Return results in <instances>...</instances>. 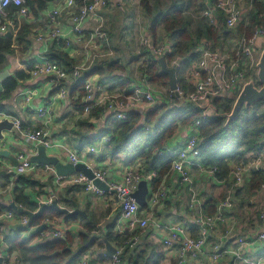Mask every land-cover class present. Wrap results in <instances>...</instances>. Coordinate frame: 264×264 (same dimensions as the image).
<instances>
[{
    "label": "crops",
    "instance_id": "obj_1",
    "mask_svg": "<svg viewBox=\"0 0 264 264\" xmlns=\"http://www.w3.org/2000/svg\"><path fill=\"white\" fill-rule=\"evenodd\" d=\"M215 1L206 0L205 7L198 10L197 8L190 7L186 9L185 16L190 20V31H194L195 37H198L200 35L199 31L204 30L207 25L200 14L203 12V9L209 7ZM131 2L135 5V2L141 3V0H109L108 6L98 8L83 21V31L80 35L73 31L71 19L73 8L68 6L65 0H50L47 2L46 7L39 10L37 14L31 12V7L28 5L30 8L29 17L15 19L17 25L9 30L12 33L11 37L0 34V40L6 37L15 42L17 32L24 30L22 33L24 41L18 44L15 43V50L6 54L5 60L0 64V74L5 71L9 72L3 79H0V92H3L2 82L5 79L14 76L15 71L22 65L28 66L34 64L36 61H41L42 56H45L47 50L55 41L65 43L64 51L74 61L73 69L78 68L80 71L79 77L74 78L70 74L64 80L62 85L66 91L64 96L60 93L55 82L48 76L30 75L23 80H18L17 87L0 99V113L18 118L23 130H17L16 128L2 130L3 138H0V150H8L14 158L17 157L18 153H24L31 158V156L37 153L38 144L29 140L23 131L26 128L36 130L46 127L51 140V145L47 147V154L57 157L62 163H67L70 161L69 152L76 150L79 152L80 162L86 163L93 170L104 172L107 182L120 181L127 171L156 173L154 169H151L150 163H147L145 158L138 155L135 149L129 148L115 155L110 153L107 148L106 138L112 137L114 133H107L102 137L98 136L101 131L107 129L109 124L115 120L112 113L104 105L93 108L90 112L80 110L85 103L84 89L82 86L80 89L83 92L78 90L77 83L85 73L96 65L92 60V63L89 64L88 54L90 57L97 56L91 52L87 54L88 41L84 39L85 34L94 35L93 30L96 25L104 24L107 17H113V12H124ZM168 4L170 2L157 8H166ZM234 6L236 9L235 13L238 15L234 26L236 28L246 17L251 6L248 0H240ZM54 8L60 10V16L56 24H53L49 17L50 11ZM221 14L223 15L219 17V25L216 27L218 30L228 28L226 20L230 15ZM140 15L143 16L141 12L136 14V16ZM150 18L152 17L149 16V18L145 19V24L142 23L143 29L141 30V35L153 39L156 43H171L170 34L163 29L162 23L159 24L154 35L151 33ZM56 30H60L61 36H65V39L57 40L53 35ZM227 32L228 34L226 35L218 36L219 46L222 50L225 49L226 45L227 47H231L236 39L235 31L227 29ZM205 39L204 37L201 38L199 40L200 43ZM65 40H68L69 43L67 44ZM94 42L91 43L94 44ZM252 42L253 57L247 71L251 70L253 74H256V57L259 53L261 54L264 47V37L256 36ZM211 43L213 45L212 41ZM23 47H25V51L24 49L20 50ZM200 47L201 45L195 49L197 52L196 60L189 62L184 67V71L188 72L182 74V78L187 83V89L192 88L196 81L195 72L199 70L198 58ZM82 51H84V54L86 53V56L83 58L80 57ZM113 57V54H107L109 61H117V63L121 64V68H116L105 75L93 74L87 78L95 84L97 96L101 90H104L107 95L119 96L123 94L135 104L134 111L141 113L149 109L162 107L163 104H168L170 106L168 107L169 109L173 107V101L168 99L165 88L160 89L155 94L154 102L150 104L145 103L142 94L143 85L141 84L142 71L136 69V72H133L132 67L113 59ZM135 59L137 58H133L132 60L136 61ZM139 59L138 62L142 63L143 57ZM107 62L105 61V63ZM209 66L216 80L215 90L205 103L195 102L202 108H205L207 115L214 111L212 105L213 99L230 95L225 89L226 75L223 68L214 62H209ZM200 72L203 73L204 71L200 69ZM40 107H51L52 115L47 126L37 114ZM96 109H99V111H95ZM2 119L7 118L0 117V120ZM196 132V129L192 125H179L174 135L168 140L166 148L169 151L179 148L189 136ZM91 146L95 147L98 152H90L88 148ZM262 152L264 154V151ZM3 157L7 160V164L0 168V206L3 207L0 212V224L3 225V231H0V249L3 243H5V235L11 234L13 230L18 228V225L21 224V215H25L24 213L15 212L10 207L12 203L18 204L15 201L16 195L27 199L31 203H37L38 208L39 201L47 200L51 196H57V202L58 200L60 201L58 204L61 207L68 208L69 212L76 209L81 211L72 214L60 213L52 219L54 222L46 223V227L42 231L36 230L38 226L27 227V231L23 235L26 237L34 236L31 239V245L44 242L48 238H57L53 236V233L59 231L63 236L70 234L74 239V248H77L80 234L85 228L84 226L91 225L100 236L104 237V240L106 239L117 250L120 244L113 239L116 236L130 235L138 230L139 232L136 233L139 238L137 245L141 248L151 241L162 243V240L168 233L166 226L184 221L189 222L191 235L196 236L197 231H194V229L197 226L193 224L194 218L199 214H207L205 192L209 191L211 181L214 184H219V182L212 180L209 176L201 175L202 173L199 171V168L196 167L191 168V183L184 185L181 183L178 173L170 169L162 177L157 186V188L164 186L168 190L164 204L153 210V217L160 226L150 224L148 227L142 229L122 217L121 203L114 192H106L103 195H99L95 191L85 190L79 184L58 186L53 173L47 171L42 166L43 164L34 171L23 175L31 180L28 184L26 182L21 183L19 177L22 175L19 176L14 172V162L6 156ZM241 161L231 159L229 160V165L234 166ZM262 169L264 170V163ZM1 172L5 173L2 174ZM79 173L74 172L68 176H75ZM249 179H246L244 185L233 189L231 195L234 199V206L225 212V219L220 221L210 231L202 252L197 257L189 259V264H231L232 257L230 255H227L222 261L216 263L211 259L213 243L222 240L225 234H228V238L223 239L224 247L236 249L238 247L237 237L244 236L246 240L242 249L245 257L252 258L264 254V241L257 239L258 233L263 229V223L259 219V212L261 206L264 205V194L259 191V188L251 189ZM35 182H39V185L35 184ZM199 184H203L201 190L199 189ZM16 188L18 190L15 193ZM153 190L155 188L151 183H148L147 199L149 193ZM6 209L14 210L16 215L12 219H6L4 217ZM148 213V204L144 208L141 207L142 215H148ZM41 232H44L46 236H42ZM109 233L112 238L111 240L107 238ZM180 246L181 243L179 242L174 243L170 248H166L161 264H176ZM102 252L108 255L106 253V242ZM17 254L20 255L18 252ZM84 254L89 255L93 259H98L97 255L90 251ZM23 262L26 264L24 259Z\"/></svg>",
    "mask_w": 264,
    "mask_h": 264
},
{
    "label": "trees",
    "instance_id": "obj_2",
    "mask_svg": "<svg viewBox=\"0 0 264 264\" xmlns=\"http://www.w3.org/2000/svg\"><path fill=\"white\" fill-rule=\"evenodd\" d=\"M48 1L50 0H26V3L31 7V12L37 14L39 10L46 7ZM74 1L82 6L91 0ZM205 3L206 0H174L166 8H157L152 12L148 1L141 0L145 12L152 17L150 22L151 33L154 35L157 27L162 23L163 29L170 34L172 53L166 57L167 65H170L177 58H184L178 68L177 78L179 85L185 90H189L187 89V83L179 73L189 62L196 60L197 52L195 49L201 44L199 40L204 37L210 43L215 41V44L212 45L211 43V47L215 49L219 43L218 36L228 34L227 29H230L222 28L218 30L205 20L206 28L199 31L200 35L198 37H195V33L192 31L190 32V20L185 16V10L189 7L198 10L205 7ZM251 4L252 7L246 17L236 28H232L235 31L236 38H244L247 45L253 40L256 31L264 28V0H253ZM222 15L220 14L219 17H222ZM23 32L24 30L17 32L15 42L6 37L0 40V64L5 60L6 54L15 50V43L18 44L24 41ZM64 45V42L55 41L49 47L45 56L49 60L63 65L70 73L73 70L74 61L64 51ZM142 53L143 61L140 67L142 74L146 76L150 83L168 86L169 76L161 71L159 59H156L150 52L145 50ZM32 65H22L15 71L14 76L8 77L2 82L3 92H0V99L17 87L18 80H23L31 75L30 68ZM116 68H121V64L117 61L95 65L80 78L77 83L78 90L83 92L80 88L83 86V81L90 75H105ZM252 77H256V74L248 70L246 80ZM239 92L229 95L230 97L224 96L213 99L214 111L209 115H205V108L195 102L180 100L173 101V107L170 109L168 104H163L162 107L149 109L142 113L133 111L128 113L123 120H113L108 128L101 131L98 136L102 137L107 133H114L110 140L106 142L112 155L134 146L138 155L145 158L147 163H150L151 169L156 171L157 177L153 178L151 183L156 189L162 177L171 169L173 155L166 148L168 140L174 135L179 125L194 126L195 122L200 121L197 127V133L201 139L199 144L201 147L200 163L208 168L216 166L219 170L217 173L219 184H214L211 181L209 191L205 192L207 198L206 212L213 214L217 205L225 199L231 188V183L227 178L232 167L229 165V160L245 161L249 153L264 151V101L256 103L254 107L243 108L236 120L225 125L227 115L230 113ZM95 111H99V109ZM139 141L143 143L142 146H140ZM196 167L193 166L192 168ZM19 181L28 184L31 180L22 175L19 177ZM262 181H264V170L253 171L249 179L250 188H259ZM35 184L39 185V182H35ZM17 190L16 188L15 193ZM15 201L25 210L34 211L38 208L37 203H31L18 195L15 196ZM58 202L60 203L59 200ZM2 209L3 207L0 206V212ZM59 214L60 212L55 208L46 206L40 213L35 215L31 226H40L46 218H54ZM84 227L77 248H74V239L70 234H65L63 237L48 238L44 242L31 245V239L34 236H24L23 233L27 231L25 227L16 228L11 234L5 235L4 240L9 250L18 252L26 264H74L87 251L96 254L100 261L105 262L109 256L102 252L105 247L104 237L100 236L93 226ZM194 231L198 232L197 228ZM137 232L139 231L137 230L130 235L116 236L113 239L123 245L125 240ZM107 238L108 240L112 239L110 233ZM163 255L162 243L151 241L141 248L139 245L135 249L126 246L121 254V259L123 264L126 259L133 264H161Z\"/></svg>",
    "mask_w": 264,
    "mask_h": 264
},
{
    "label": "built area",
    "instance_id": "obj_3",
    "mask_svg": "<svg viewBox=\"0 0 264 264\" xmlns=\"http://www.w3.org/2000/svg\"><path fill=\"white\" fill-rule=\"evenodd\" d=\"M240 0H216L212 5L203 9L200 14L201 18L206 20L209 25L217 27L219 25V16L221 13L230 15L226 20V26L230 29L234 28L235 20L237 18L235 3ZM252 7V1L248 0ZM68 6L73 8L71 19L73 31L76 34H82V24L91 14H93L98 8L106 7L109 4V0H91L87 4L79 6L74 0H65ZM30 14V8L26 3V0H0V34H5L10 28L15 27L17 18H28ZM60 16V10L54 8L50 11L49 17L53 24L57 23L58 17ZM54 37L57 40L65 39V36H61L60 30L54 32ZM264 37V28L258 29L255 36ZM68 44L69 41L65 40ZM142 48L150 52L156 59L160 57H167L172 53V44L168 42L156 43L153 39L143 36L141 38ZM253 42L249 45L245 43L244 38H236L233 43V47L230 51L225 52L222 49H213L209 41H203L201 43L198 67L199 70L195 72L196 81L194 82L192 89L185 90L179 84L175 90H169L167 97L171 101H185V102H199L205 103L209 100L211 93L215 90L216 80L209 66V62L219 64L226 75L225 89L230 94L240 91L243 84L248 81L246 80V72L250 66V62L253 57ZM175 64V61L172 62ZM200 69L204 72L201 73ZM30 74L32 76L44 75L51 78L55 82V85L60 90L62 96L66 94L63 88V82L70 76V74L77 78L80 76L78 68H74L72 72H68L63 65H59L56 62L49 60L46 56H42L41 61H36L30 68ZM141 84L143 85V101L147 104L154 102L155 94L159 90L150 83L146 76L143 74L141 78ZM84 89V105L82 109L84 112H90L93 108L104 105L107 110L112 113L114 119L123 120L127 114L135 110V104L130 98L120 94L119 96L107 95L104 90L96 95L95 84L86 79L83 81ZM206 115V110L204 111ZM39 117L43 120V123L47 126L52 115L51 107H40L37 111ZM0 117L7 118L13 122V128L17 130H23L22 124L18 118L12 115H6L0 113ZM200 121L195 122L193 127L197 131V127ZM23 133L26 137L42 144L46 148L51 145V140L48 135L46 127L33 130L26 128ZM107 141L110 140L106 138ZM201 139L199 134L196 132L189 136L183 144L170 151L173 155L171 162V169L176 171L179 175L180 181L184 185H188L192 181L191 168L197 166L201 175H206L212 178V180L219 182L217 173L218 168L204 167L200 163V147ZM90 152H98V150L91 146L88 148ZM162 154V152H160ZM18 164L14 166V172L17 175H24L31 171H34L37 167L42 164L32 162L24 153H18L17 155ZM70 162L76 164L79 163L80 157L79 152L74 150L69 152ZM264 163V154L262 152H251L245 161H241L238 164L231 167L228 180L231 183V188L228 195L223 201H221L213 214H199L194 218L193 224L197 226V236L194 237L190 232V224L188 221L182 223L170 224L166 226L167 236L162 240V246L165 250L174 245V243H181L180 249L177 255L176 264H189V259L197 257L203 250L207 243V238L211 230H213L217 224L225 219V212L234 206V199L231 195L233 189L237 186L245 184L246 179L251 177L253 171L262 169ZM7 164V160L0 155V168ZM47 171H50L54 175L55 182L58 186L66 184H79L84 187L87 191H95L99 195H103L106 192H114L121 203V215L125 220L130 221L132 224H136L139 228H146L150 224L160 226L153 217V210L158 206L164 204L168 190L164 186H159L148 195L147 204L149 208L148 215L141 214V206L133 196V192L137 189V186L141 180H146L147 183H152L153 178L156 177L155 172H134L127 171L120 181L107 182V178L104 172L93 170L94 178L104 181L108 185V190L98 188L94 183L93 179H89L87 176L79 173L75 176H61L57 175L55 168L52 165H42ZM259 191L264 194V181L259 186ZM53 201H57V196H51L47 200L39 201L47 205ZM18 207H22L17 204ZM39 209V208H38ZM16 211V210H15ZM37 212V210L35 211ZM16 213L14 210L6 209L4 217L6 219H12ZM53 218H46L44 224L54 222ZM259 219L263 223V229L258 233L257 239L264 241V205L261 206L259 212ZM28 222V216L21 215L20 223L25 225ZM0 231H3V225L0 224ZM42 236H46L44 232H41ZM54 237H63L61 232L56 231L53 233ZM228 234H225L223 239H227ZM223 239L213 243L211 251V259L213 262L222 261L227 255L232 257L231 264H264V254L247 258L243 254V245L245 243V237H237L238 247L236 249H230L223 246ZM139 241L136 234H133L130 238L124 241V244H120L116 252L112 255H108L109 258L103 262L99 259H93L87 254H83L79 257L74 264H123L121 254L126 246L130 249H135ZM0 256L2 257V264H24L23 259L15 251H10L6 243H3L0 249Z\"/></svg>",
    "mask_w": 264,
    "mask_h": 264
},
{
    "label": "water",
    "instance_id": "obj_4",
    "mask_svg": "<svg viewBox=\"0 0 264 264\" xmlns=\"http://www.w3.org/2000/svg\"><path fill=\"white\" fill-rule=\"evenodd\" d=\"M11 31L5 33L6 36L11 37ZM184 58H177L175 60L174 66H168L165 57H160L159 62L161 64V71L163 73L168 74L169 76V88L170 90H175L178 85L177 80V70L181 66ZM257 73L256 77L250 78L246 81L239 94L236 96L235 101L233 103L232 109L230 113L227 115L225 125H228L232 121L236 120L239 116L240 111L243 108L254 107L256 103L264 101V47L261 51V54L258 58L256 63ZM9 72L5 71L0 74V79H3ZM13 128V122L9 119H2L0 120V138H3L2 130H11ZM0 155L6 156L10 158L15 165L18 164L16 158L10 155L8 150H0ZM30 160L32 162H36L38 164L43 165H52L55 168L56 174L61 176H68L74 172H80L83 175L87 176L89 179H93V183L100 189L108 190V185L106 182L101 181L97 178H94L93 169L88 166L84 162L79 163H62L58 160L57 157L47 154V148L42 145H37V153L31 156ZM2 174L5 172H1ZM147 194H148V183L146 180H141L137 186V189L133 192V196L135 197L138 204L144 208L147 205ZM46 206H50L55 208L60 213L64 214H72V213H79L80 210L76 209L69 212L68 208L61 207L57 201H53L51 204L47 205L45 203H41L39 205V209L37 212H33L30 210H25L22 207H18L15 203H12L10 207L16 210L19 213H24L28 216V222L25 225L19 224L18 227H30L35 215L40 213L42 209ZM46 227V224H42L36 228L37 231H42ZM106 242V253L108 255H112L116 252V249L105 239ZM0 264H2V257L0 256ZM124 264H133L128 259L124 261Z\"/></svg>",
    "mask_w": 264,
    "mask_h": 264
},
{
    "label": "rangeland",
    "instance_id": "obj_5",
    "mask_svg": "<svg viewBox=\"0 0 264 264\" xmlns=\"http://www.w3.org/2000/svg\"><path fill=\"white\" fill-rule=\"evenodd\" d=\"M148 4H150L152 12L154 9H157V7H161L162 5L167 4V2H172L174 0H147ZM129 3L126 10L123 11H116L112 14L113 17H107L106 22L104 24L101 23V25H96L93 33L94 35L85 34L84 39L88 41V47H87V54L88 52L93 53L97 56H89V64L94 62L96 65L100 63H105V61H109V58H107V54H113V59L119 60L124 64H127V66L132 67L131 69L133 72H136V69H140L141 63L138 62L141 55H143L144 49L141 46V38L143 37L141 35V30L143 29L142 23L145 24V19L149 18V13L147 14L145 11L144 6L139 2ZM186 11V10H185ZM141 12L143 16H136ZM151 12V13H152ZM154 16V13H153ZM151 19V18H150ZM147 23V22H146ZM93 28V26H92ZM191 29V28H190ZM191 32V31H190ZM194 33V31H192ZM94 42L91 43V42ZM205 41V40H204ZM203 42V41H202ZM201 42V43H202ZM215 44V41H212ZM201 45V44H200ZM220 43L216 45L215 49H220ZM233 45L231 47H225L223 49L225 52L230 51L232 49ZM85 51V49H83ZM84 51H82L80 54V57L83 58L86 56V53L84 54ZM260 54V53H259ZM258 56L256 57V62L258 60ZM133 58L136 61L132 60ZM139 59V60H138ZM92 60V62H91ZM255 62V64H256ZM175 64H168V66H174ZM188 71H184L182 68L180 75L186 74ZM190 72V71H189ZM178 75V70H177ZM178 80V78H177ZM169 82V81H168ZM158 90H162V88H165L168 91V86H162L158 83H152ZM234 94V93H232ZM230 94V95H232ZM234 97V96H232ZM140 146L143 145L141 141H139ZM131 149H134V146H131ZM203 187V184H199V189L201 190Z\"/></svg>",
    "mask_w": 264,
    "mask_h": 264
}]
</instances>
